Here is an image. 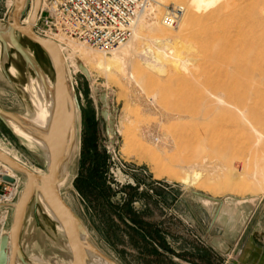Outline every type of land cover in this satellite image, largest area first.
<instances>
[{"label": "rangeland", "instance_id": "obj_1", "mask_svg": "<svg viewBox=\"0 0 264 264\" xmlns=\"http://www.w3.org/2000/svg\"><path fill=\"white\" fill-rule=\"evenodd\" d=\"M10 4L12 0H0V27L6 24ZM152 4L138 17L128 40L134 47L130 58L114 57L124 44L111 53L96 51L105 62L108 59L109 71L90 66L93 81L82 71L72 74L80 105L78 138L65 168L63 195L83 218L93 244L117 264H246L255 248L252 236L258 250L264 247V0H152ZM171 5L184 7L185 12L176 26L168 28L162 17ZM21 41L53 83L47 54L30 40ZM5 65L8 71L11 67L17 71L10 76L13 87L0 65V106L31 122L38 113L34 101L38 79L16 51ZM127 72L136 75L137 83ZM233 77L245 83L240 93L244 109L230 104L217 108L216 96ZM111 116L116 136L111 133ZM91 118L98 123V144L109 156L111 202L119 206L132 197L139 220L152 232V227L158 228L165 246L149 234L141 238L131 231L129 217L123 220L110 205L86 199L78 190L82 140ZM0 148L39 173L46 172V149L2 122ZM17 176L23 187L26 178ZM219 200L225 201L222 206ZM25 220L21 249L28 263L71 264L70 248L56 220L35 205ZM11 224L12 217L5 233Z\"/></svg>", "mask_w": 264, "mask_h": 264}, {"label": "water", "instance_id": "obj_2", "mask_svg": "<svg viewBox=\"0 0 264 264\" xmlns=\"http://www.w3.org/2000/svg\"><path fill=\"white\" fill-rule=\"evenodd\" d=\"M29 3L30 0H13L6 24L0 27L1 71L14 87L15 84L5 62L9 59L11 52L16 51L23 59L27 69L34 72L45 92L51 97V115L48 125L42 129L25 120L18 113L8 111L0 106V122L14 132L10 125V121H12L25 132L39 139L47 149L48 165L46 172L39 174L29 166L16 162L11 156L0 150V164H6L13 172L26 178L20 198L15 204L9 232L2 234L0 239V264H16L15 260L21 264H30L25 258L23 249H21V233L31 205L40 206L41 200L62 228L71 251V264H90L91 256L101 257L112 264H117L93 244L83 218L67 203L63 192L60 190V186L66 179L65 167L74 152L78 138L76 115L77 111L80 110V105L74 87V78L71 75L64 52L58 43L50 38L39 36L34 31V24L41 8V0H34V9L29 18V24H23L22 19L28 13ZM21 37L30 40L47 54L53 65V85L49 86V78L42 65L31 50L25 47ZM81 71L91 81L88 71L86 69ZM102 116L108 120L105 109H102ZM111 118V133L116 136L115 120L113 116ZM2 178L4 181H14L7 175ZM219 201L221 206L225 202L224 200ZM219 210L216 219L219 216Z\"/></svg>", "mask_w": 264, "mask_h": 264}, {"label": "built area", "instance_id": "obj_3", "mask_svg": "<svg viewBox=\"0 0 264 264\" xmlns=\"http://www.w3.org/2000/svg\"><path fill=\"white\" fill-rule=\"evenodd\" d=\"M33 5L34 0H30V10L22 19L24 25L29 24ZM152 5V0H41L34 31L37 35L47 38L57 34L72 37L85 46L111 53L133 37L138 17ZM11 7L12 4L7 14ZM184 12L185 8L182 6L168 7L162 17L164 26H176ZM5 175L14 181H4L2 177ZM22 189L21 178L16 173L9 175L0 164L1 232L6 229L13 216Z\"/></svg>", "mask_w": 264, "mask_h": 264}, {"label": "bare ground", "instance_id": "obj_4", "mask_svg": "<svg viewBox=\"0 0 264 264\" xmlns=\"http://www.w3.org/2000/svg\"><path fill=\"white\" fill-rule=\"evenodd\" d=\"M12 4H13V0H12ZM158 5V4H157ZM34 9V8H33ZM158 14V13H157ZM159 15V14H158ZM191 15V13H190ZM189 15V16H190ZM146 16V15H145ZM150 17V15H148ZM147 17V16H146ZM146 19V18H145ZM158 19V17H157ZM149 20V19H148ZM148 22V21H147ZM149 24V23H148ZM136 25V24H135ZM153 25V24H152ZM135 30V28H134ZM164 35H167L168 32L162 31ZM161 33V32H160ZM172 33V32H171ZM136 34V33H135ZM139 36V34H137ZM195 37H199V34H193ZM137 37V36H136ZM200 38V37H199ZM51 40L55 41L56 43H58V45L60 46V49H62V51L65 54V59L66 62L68 63L69 69L71 71V75L74 73V71H81L83 69H86L88 71L89 77L91 78V81H93V76L92 74V69L93 66L95 65V67L97 69H102L103 71H109L110 66L109 63H107L108 59L104 60V56L102 57L101 54L100 56L96 53V51L98 50H93L92 48L89 47H84V44H79L78 42H74L73 40H69L67 39L64 35H60L57 34V36L51 37ZM136 39V38H135ZM138 39V38H137ZM161 39V38H159ZM206 41V40H205ZM202 42V41H201ZM200 44V42H199ZM123 47V48H122ZM121 49L116 50L114 52V57L118 59H124L126 57H129V55H132L133 51H134V47H133V41H129L128 44H124V46H122ZM195 49V48H193ZM0 52H1V45H0ZM201 52V51H200ZM80 59V61H78V59ZM130 58V57H129ZM113 60V58L111 59V61ZM129 60V59H128ZM123 61V60H122ZM120 60V62H122ZM110 62V61H109ZM118 62V61H117ZM125 62V60H124ZM123 62V63H124ZM249 63V62H248ZM127 64V63H126ZM251 64V63H250ZM114 65V64H113ZM129 66V65H128ZM246 66V65H245ZM123 67V64H122ZM226 67V66H225ZM231 67V66H230ZM236 68V67H235ZM123 70V69H122ZM121 70V71H122ZM242 70V69H241ZM256 70V69H255ZM16 71L17 69L14 67H11L9 69V74L10 76H15L16 75ZM259 72V71H258ZM123 73V72H122ZM260 73V72H259ZM264 73V72H263ZM125 74V73H124ZM127 75L130 77H133L136 81L135 76L132 73H128ZM252 75V74H251ZM261 75V74H259ZM231 76V75H230ZM229 76V77H230ZM255 76V75H254ZM262 76V75H261ZM264 76V75H263ZM253 77V76H252ZM231 78V77H230ZM229 78V79H230ZM228 79V84L229 82H231V84H227V89H225V91L219 96H216V103L215 106L221 107V106H226L229 104L233 105L235 107L238 108H242L245 107V98L242 96L241 91L244 89L245 87V83L244 81H242L240 78L238 77H233L232 81H230ZM195 80V78H194ZM248 80V79H247ZM254 81V80H253ZM49 82V86L53 85V83L51 82V80H48ZM140 82V81H139ZM251 82V80H250ZM137 83V81H136ZM35 84L37 86V89L34 88L35 90V94H34V101L36 103V105L38 106V113L36 114V116L31 120V123H33L35 126L39 127V128H46V126L48 125L49 122V117L51 115V110H52V100L51 97L48 96L47 92H45L41 82L39 80H35ZM182 86V85H181ZM203 86V85H202ZM250 87V85H249ZM253 89V88H252ZM250 90V89H249ZM244 91V90H243ZM251 91V90H250ZM248 91V92H250ZM254 91V89L252 90ZM41 93L42 98L39 97L38 93ZM247 92V91H246ZM196 93V92H195ZM197 94V93H196ZM253 95V94H252ZM171 99V98H170ZM169 101V100H168ZM190 104V103H188ZM248 104V102H247ZM203 105V104H202ZM244 109V108H242ZM180 114V113H178ZM178 116V115H177ZM180 116L182 117L183 115L180 114ZM191 116V115H190ZM189 116V117H190ZM243 116V115H242ZM176 117V116H175ZM179 117V116H178ZM247 119V118H246ZM221 121V120H220ZM10 125L14 131V133L16 135H19L23 138L28 139L30 142H36L39 145H42L43 148L45 149V146L43 145V143L35 138L33 135L28 134L27 132H25L18 124L16 125L14 122L10 121ZM252 127V126H251ZM217 130V129H216ZM220 131V130H218ZM192 132V131H191ZM262 134V133H261ZM263 137V136H262ZM261 137V138H262ZM181 138V137H180ZM187 139V138H184ZM183 139V140H184ZM188 142V141H187ZM76 145V144H75ZM0 150L2 152L7 153L9 156H11L16 162H20L26 166H28L26 163L22 162L17 156L8 153L6 150H3L0 148ZM75 150V149H74ZM47 152V149H46ZM2 166H4V170L8 172L9 175L13 176L15 175V172L12 171V169L7 166L6 164H2ZM31 168V167H30ZM66 168V167H65ZM32 169V168H31ZM34 170V169H32ZM36 173H39L38 171L34 170ZM39 174H43V173H39ZM67 178V177H66ZM66 179L64 180V182L62 183V185L60 186V190L62 191V187L65 185ZM195 182V181H193ZM25 184V183H24ZM24 187V185H23ZM205 201L211 203L209 200L204 199ZM40 206L42 207L43 211L45 212V214L47 216H49L51 219L55 220L54 217L52 216L50 210L47 208L46 205H44V203L41 200ZM58 230L60 233L63 234L62 228L60 225H58ZM2 234H5V232H1V236ZM59 245V244H58ZM9 249H10V245H9ZM32 255V254H31ZM9 259H10V253H9ZM41 259V257H40ZM36 260H34L35 262ZM16 264H21L19 263L17 260H15ZM39 263V262H38ZM32 264V263H31ZM42 264V263H41ZM90 264H112L110 261L105 260L101 257H97V256H91L90 259Z\"/></svg>", "mask_w": 264, "mask_h": 264}, {"label": "trees", "instance_id": "obj_5", "mask_svg": "<svg viewBox=\"0 0 264 264\" xmlns=\"http://www.w3.org/2000/svg\"><path fill=\"white\" fill-rule=\"evenodd\" d=\"M97 124L93 118L88 122L86 132L84 131V137L82 140V167L81 172L79 173L76 179V186L78 190L85 196L86 199L93 198L95 202H101L103 204H108L115 214L122 218L126 219L125 216L129 217L133 222V227H130L131 231L141 238L146 239V234L151 235L152 239L161 246L163 240L165 239L161 231H157L152 227L151 229L145 228V224L139 220L137 212L132 207V197L131 200L126 199L124 204L116 205L111 202L112 189L108 185V174H109V164L107 151L105 148H101L98 144L97 139ZM98 204V203H97ZM145 236H143V234Z\"/></svg>", "mask_w": 264, "mask_h": 264}, {"label": "flooded vegetation", "instance_id": "obj_6", "mask_svg": "<svg viewBox=\"0 0 264 264\" xmlns=\"http://www.w3.org/2000/svg\"><path fill=\"white\" fill-rule=\"evenodd\" d=\"M257 256V259L256 257ZM264 264V256L262 253V249L258 251L256 248H252L251 253H249L246 264Z\"/></svg>", "mask_w": 264, "mask_h": 264}, {"label": "crops", "instance_id": "obj_7", "mask_svg": "<svg viewBox=\"0 0 264 264\" xmlns=\"http://www.w3.org/2000/svg\"><path fill=\"white\" fill-rule=\"evenodd\" d=\"M76 119H77V115H76ZM77 126H78V119H77ZM251 238H252L251 241H250V242H251V246H252V247H255L256 249H259L258 246H256V243H257V242H256L255 237L252 236ZM252 247H251V248H252ZM258 251H259V250H258ZM262 253H263V256H264V247H262Z\"/></svg>", "mask_w": 264, "mask_h": 264}]
</instances>
